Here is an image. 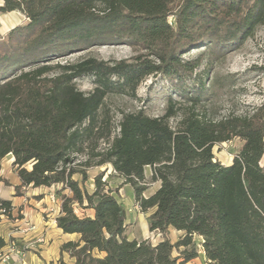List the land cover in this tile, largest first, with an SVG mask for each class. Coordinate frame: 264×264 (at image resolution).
<instances>
[{"label":"trees","instance_id":"1","mask_svg":"<svg viewBox=\"0 0 264 264\" xmlns=\"http://www.w3.org/2000/svg\"><path fill=\"white\" fill-rule=\"evenodd\" d=\"M1 2L0 13L20 11L27 22L0 37V183L9 185L1 163L11 155L20 181L15 196L26 187L60 186L56 225L78 236L61 253L74 264H187L199 247L210 264H264V101L244 115L212 119L200 110L203 95H188L187 86L205 61L209 67L264 25V0ZM118 45L138 53L57 62ZM198 49L196 58L184 59ZM150 76L185 94L186 105L169 96L161 116L123 113L112 136L108 116L100 118L105 99L135 97ZM84 77L94 84L88 93L74 83ZM234 139L242 145L224 165L212 150ZM100 141L106 147L97 151ZM93 166L110 167L132 188L141 211H151L149 230L162 234L159 243L126 237V211L103 181L106 171L92 178V190L85 187ZM146 168L159 183L148 197ZM75 207L93 217H79ZM0 210L9 216L10 202L0 201ZM169 228L183 233L175 243Z\"/></svg>","mask_w":264,"mask_h":264},{"label":"rangeland","instance_id":"2","mask_svg":"<svg viewBox=\"0 0 264 264\" xmlns=\"http://www.w3.org/2000/svg\"><path fill=\"white\" fill-rule=\"evenodd\" d=\"M201 51L203 49L192 50L184 55V59H194ZM137 53V51L126 45L99 46L60 58L57 62L60 64L76 63L87 57H94L107 62L130 60ZM205 62L196 71L200 78L189 81L187 86L192 87V91L188 95H203L199 107L200 110L207 112L210 118L221 119L230 115H244L264 101V25L259 26L254 35L240 48L214 61L209 67L205 66ZM55 72L57 70L52 71L50 75ZM15 73L19 74V71ZM201 82L203 87L200 85ZM74 83L84 93H88L94 87L92 79L89 77L77 79ZM180 95L185 94L175 90L167 80L159 76H150L139 84L135 97L119 94L107 96L100 118L105 115L108 116L112 136H114L118 133L117 126L123 113L142 110L151 117L161 116L164 113L169 96H172L175 101L186 105L184 98H181ZM175 123L176 119L170 121L171 126H174ZM241 145L242 142L238 139L232 140L230 144L217 145L212 150L213 155L222 164H229ZM105 147V142L100 141L97 151ZM79 160L84 161L83 158H79ZM12 167L7 159L1 163L2 172L6 176L11 175L9 173ZM107 169L95 166L88 168L89 180L85 183V187L92 188V178L98 173L106 171L103 181L107 183L108 188L126 211V237L129 240H147L153 245L159 243L163 239L162 234L149 230L148 216L151 211L143 212L140 208L135 209L136 203L134 202L132 188L129 185H124L123 180L113 174L110 167ZM145 177L147 189L144 196L148 197L157 189L158 184L150 181L149 168H146ZM74 178L78 179L77 176ZM76 213L80 215L78 211ZM167 236L171 242L176 240L172 229H170V232L168 230ZM194 240L197 242V238ZM200 252L201 249L198 247V253ZM176 253L174 251L173 255L176 256ZM187 264L210 263H207L202 257Z\"/></svg>","mask_w":264,"mask_h":264},{"label":"crops","instance_id":"3","mask_svg":"<svg viewBox=\"0 0 264 264\" xmlns=\"http://www.w3.org/2000/svg\"><path fill=\"white\" fill-rule=\"evenodd\" d=\"M1 3L0 0V5ZM26 22V16L20 11L0 13V37L5 36L14 27L23 25ZM5 159L12 165L14 159L11 155L5 157L3 161ZM230 164L231 162L226 165ZM10 171L9 174L11 175L6 176L3 174L1 168V176L8 180L9 185L0 183V201L10 202L11 210L9 216H0V238L5 243L0 248V255L10 253L11 259L9 264H74V259L68 253L60 252V246L63 243L74 241L78 238L76 234L62 233L56 225V218L60 214L61 204L60 199L56 195V191L60 189V186L26 187L22 188L20 196H15L14 187L18 186L20 181L13 167ZM150 175L151 169L149 168ZM156 183L159 186V183ZM92 188L90 189L92 190ZM64 193L69 194L67 190ZM75 211L79 212V217H93V211L91 209L83 210L75 207ZM28 224L34 225L35 230L23 232V229ZM170 229H168L169 232ZM173 232L176 236L174 242H176L183 233L175 230ZM37 239H42V242L32 245V242ZM200 241L201 239L197 238V242L199 243ZM12 245L15 246L16 251L23 252L22 260H19L17 254L10 252ZM202 257L206 260L201 251L195 260Z\"/></svg>","mask_w":264,"mask_h":264},{"label":"built area","instance_id":"4","mask_svg":"<svg viewBox=\"0 0 264 264\" xmlns=\"http://www.w3.org/2000/svg\"><path fill=\"white\" fill-rule=\"evenodd\" d=\"M232 141H228L224 144H230ZM135 209H138L140 208L138 204H135ZM1 215H4V211L3 210H0V216ZM35 230V226L34 225H30L28 224L24 229H23V232H28V231H34ZM42 242V239H37L36 241L32 242V245H35L37 243H41ZM10 252H14L15 254L18 255L19 257V260H22L23 259V252L22 251H16L15 250V246L12 245L11 247V251ZM10 253L8 254H5V255H0V264H9V261L11 259Z\"/></svg>","mask_w":264,"mask_h":264}]
</instances>
